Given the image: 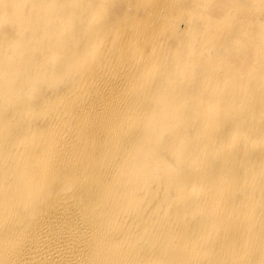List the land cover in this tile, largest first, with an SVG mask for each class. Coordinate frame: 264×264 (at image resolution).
<instances>
[{"label":"bare ground","instance_id":"bare-ground-1","mask_svg":"<svg viewBox=\"0 0 264 264\" xmlns=\"http://www.w3.org/2000/svg\"><path fill=\"white\" fill-rule=\"evenodd\" d=\"M0 264H264V0H0Z\"/></svg>","mask_w":264,"mask_h":264}]
</instances>
